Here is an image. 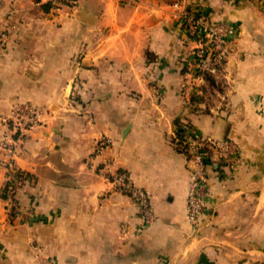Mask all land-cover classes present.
I'll use <instances>...</instances> for the list:
<instances>
[{"label": "crops", "instance_id": "0c3cea01", "mask_svg": "<svg viewBox=\"0 0 264 264\" xmlns=\"http://www.w3.org/2000/svg\"><path fill=\"white\" fill-rule=\"evenodd\" d=\"M172 2L0 0V114L14 102L47 109L16 142L28 181L19 216L0 197V264H264V0H184L204 26L234 31L199 98L187 86L196 43ZM188 125L208 155L210 195L195 225L179 137ZM101 135L113 142L97 154ZM211 139L232 144L229 161ZM115 168L148 193L150 223L111 190L103 172Z\"/></svg>", "mask_w": 264, "mask_h": 264}, {"label": "built area", "instance_id": "2783aa9c", "mask_svg": "<svg viewBox=\"0 0 264 264\" xmlns=\"http://www.w3.org/2000/svg\"><path fill=\"white\" fill-rule=\"evenodd\" d=\"M35 2L38 6L43 5L46 9H50L74 5L76 0H35ZM171 5L177 12L187 38L196 43L192 53L194 79L188 82L187 86L193 91V95L199 98L205 92L203 74H216L229 55V39L234 33L233 27L226 21L204 26L198 11L188 8L184 0H173ZM7 39V31H0V58L5 53ZM45 113L47 109L44 106L25 101L12 103L5 113L0 114V124L4 126V133L0 138V166L4 169L0 197L7 201L8 214L13 217L21 214L17 194L28 181V175L15 163L16 142L27 129L40 125ZM179 137L187 149V160L191 165L186 208L188 220L195 225L206 207L205 197L210 195L205 169V158L208 155L204 149V142L194 127L190 125L184 127ZM112 142V138L107 135L99 136L96 139L95 151L97 154L103 153ZM208 142L213 150L222 153L227 161L230 160V155L234 153L230 142L217 139ZM98 169L104 171V166H98ZM103 174L112 191L126 194L136 203L144 222L150 223L154 219L148 193L134 183L128 171L115 168ZM43 263L49 264L48 261Z\"/></svg>", "mask_w": 264, "mask_h": 264}, {"label": "trees", "instance_id": "16d2710c", "mask_svg": "<svg viewBox=\"0 0 264 264\" xmlns=\"http://www.w3.org/2000/svg\"><path fill=\"white\" fill-rule=\"evenodd\" d=\"M211 75H212V74H210V73H204L203 76H204L205 81H206V80H207V81H210V80H211Z\"/></svg>", "mask_w": 264, "mask_h": 264}, {"label": "water", "instance_id": "95a60500", "mask_svg": "<svg viewBox=\"0 0 264 264\" xmlns=\"http://www.w3.org/2000/svg\"><path fill=\"white\" fill-rule=\"evenodd\" d=\"M217 140H219V141H224V139H217Z\"/></svg>", "mask_w": 264, "mask_h": 264}, {"label": "rangeland", "instance_id": "374dc122", "mask_svg": "<svg viewBox=\"0 0 264 264\" xmlns=\"http://www.w3.org/2000/svg\"><path fill=\"white\" fill-rule=\"evenodd\" d=\"M225 140V139H224Z\"/></svg>", "mask_w": 264, "mask_h": 264}]
</instances>
